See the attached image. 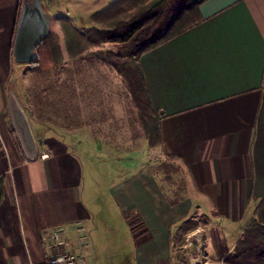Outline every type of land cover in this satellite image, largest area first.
Here are the masks:
<instances>
[{
	"label": "crops",
	"instance_id": "1",
	"mask_svg": "<svg viewBox=\"0 0 264 264\" xmlns=\"http://www.w3.org/2000/svg\"><path fill=\"white\" fill-rule=\"evenodd\" d=\"M21 5L0 0V264H48L42 236L53 233L68 242L80 264H99L97 234L117 232V225L134 240L128 247L125 233L117 234L123 264H174V229L194 212L213 225V247L224 241L213 249L223 264L264 200V0H207L199 24L140 59L163 151L188 170V196L175 206L148 167L112 175L79 154L82 144L73 147L72 137L24 108L40 151L38 160H26L6 99ZM101 184L108 210L99 201L94 206Z\"/></svg>",
	"mask_w": 264,
	"mask_h": 264
},
{
	"label": "rangeland",
	"instance_id": "2",
	"mask_svg": "<svg viewBox=\"0 0 264 264\" xmlns=\"http://www.w3.org/2000/svg\"><path fill=\"white\" fill-rule=\"evenodd\" d=\"M116 1L62 0L64 9L62 7L60 11V0H44L45 10L53 15L50 34L60 47L62 59L57 66L45 70H36L31 65H19L13 59L14 69L7 87L14 90L23 108L28 109L37 121H41L38 115L45 112L41 109L46 104L48 108H67L68 114L63 111L59 116L54 113L44 114L43 119L48 116L49 123L60 136L64 134L72 137L71 141L76 142L73 147L82 144L78 148L80 155L92 156V160L112 175H124L142 167L153 169L167 160L159 148L151 149L148 146L140 125L132 120L134 107L123 78L109 63L104 64L92 58L93 55L113 51L112 44L97 46L87 39L90 32L102 28L94 18L95 14L109 8ZM55 6L57 9L53 8ZM91 35L94 36V33ZM1 108L7 112L6 100ZM169 185L171 188L179 186L174 182H169ZM104 186L100 185L101 191L95 196L94 206H98L99 201L100 207L106 206L108 210V194ZM187 221H195L200 226L183 234L182 225ZM116 229L117 232L104 229L97 234L96 252L93 254L101 259L99 264H107L106 260L110 257L117 259V264H123L122 258H117L123 251L117 234L125 233L126 237L127 231L125 227L122 231L119 225ZM174 230V264H220V256L215 255L213 249L221 247L224 241H216L217 233L204 214L194 212ZM211 234L216 235L214 247L211 245ZM225 238L227 244L232 242L228 232ZM125 245L133 248L132 235L125 238ZM202 246L208 248L209 253ZM134 256L132 251L128 261H133Z\"/></svg>",
	"mask_w": 264,
	"mask_h": 264
},
{
	"label": "trees",
	"instance_id": "3",
	"mask_svg": "<svg viewBox=\"0 0 264 264\" xmlns=\"http://www.w3.org/2000/svg\"><path fill=\"white\" fill-rule=\"evenodd\" d=\"M205 1L207 0H118L95 14L94 18L102 28L90 32L87 39L97 46L104 43L113 45V51L93 55L92 58L99 59L104 64L109 63L123 78L134 107V112H131L132 120L140 125L148 146L151 149L159 148L166 156L167 161L160 162L149 170L171 206L178 205L188 196V170L181 160L166 155L163 151L161 121L153 108L140 59L145 53L199 24L202 21L200 7ZM37 50L39 62L31 65L36 70L57 66L62 59V52L52 34ZM41 110L45 112H40L38 118L49 125V117L43 119L44 114L54 113L59 116L61 111L68 114L67 108H48L47 104ZM169 182L179 186L171 188ZM184 224L183 234L200 226L195 221ZM223 264H264V200L255 210L233 251L223 259Z\"/></svg>",
	"mask_w": 264,
	"mask_h": 264
},
{
	"label": "water",
	"instance_id": "4",
	"mask_svg": "<svg viewBox=\"0 0 264 264\" xmlns=\"http://www.w3.org/2000/svg\"><path fill=\"white\" fill-rule=\"evenodd\" d=\"M52 14L44 0H22L13 42V59L19 65L39 62L38 47L51 33ZM8 113L20 148L27 161L38 160L40 151L29 118L11 88L7 90Z\"/></svg>",
	"mask_w": 264,
	"mask_h": 264
},
{
	"label": "built area",
	"instance_id": "5",
	"mask_svg": "<svg viewBox=\"0 0 264 264\" xmlns=\"http://www.w3.org/2000/svg\"><path fill=\"white\" fill-rule=\"evenodd\" d=\"M48 158V154L41 155L43 160ZM42 242L48 247V264H80L81 258L69 248L68 242L60 234H45L42 236Z\"/></svg>",
	"mask_w": 264,
	"mask_h": 264
}]
</instances>
